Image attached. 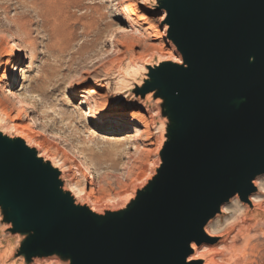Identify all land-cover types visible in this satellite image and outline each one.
I'll use <instances>...</instances> for the list:
<instances>
[{
	"label": "water",
	"instance_id": "95a60500",
	"mask_svg": "<svg viewBox=\"0 0 264 264\" xmlns=\"http://www.w3.org/2000/svg\"><path fill=\"white\" fill-rule=\"evenodd\" d=\"M181 64L131 94L160 108V162L118 210L93 212L35 148L0 131V230L22 264H203L205 226L264 175V0H155Z\"/></svg>",
	"mask_w": 264,
	"mask_h": 264
},
{
	"label": "rangeland",
	"instance_id": "374dc122",
	"mask_svg": "<svg viewBox=\"0 0 264 264\" xmlns=\"http://www.w3.org/2000/svg\"><path fill=\"white\" fill-rule=\"evenodd\" d=\"M48 1L49 7L41 9L42 13L28 0H0V99L6 103L0 106V116L14 125L27 126L30 136L42 141L50 154L58 153L56 147L63 149L68 162L72 161L71 178L93 188L90 199H100L101 209L116 206L134 186L136 189L154 174L162 150L157 128L160 114L151 111L155 106L150 101L143 108L139 103L143 99L130 94L134 83L127 95L123 94L124 75L141 65L158 63L159 53L181 56L168 40L166 18L158 15L164 10L152 8L150 0L146 4L145 0ZM13 19L24 22L27 37L12 24ZM14 68L17 77L10 80ZM13 93L22 94L32 109H22ZM82 99L88 102L91 117L79 115L87 108ZM150 112H155L152 119ZM95 116L123 117L129 129L95 127ZM78 173L84 176L80 179ZM141 173L146 174L136 181ZM242 213L243 209L227 227L239 228L232 236L242 254H247L241 264H264V224L243 223ZM214 237L216 240L207 243L211 248L224 239L222 235ZM9 241L12 239L3 238L0 230L1 250ZM239 257L229 251L221 263L233 264L231 260L237 259L238 264Z\"/></svg>",
	"mask_w": 264,
	"mask_h": 264
},
{
	"label": "bare ground",
	"instance_id": "6f19581e",
	"mask_svg": "<svg viewBox=\"0 0 264 264\" xmlns=\"http://www.w3.org/2000/svg\"><path fill=\"white\" fill-rule=\"evenodd\" d=\"M28 1L31 2L30 4H32L33 7L34 6L38 7L40 12H42V13H43V11H41V9H46V7H49V1L48 0H28ZM150 1H149V5L153 8L154 0H153V2H152V0H150ZM146 2H147V0H145V4H146ZM158 15H163L164 18H166V13L164 11H161L160 13H158ZM18 18H19V16H18ZM6 20L8 21V17ZM11 22H12V24L14 23L19 27V29L21 31V35H24L23 36L24 38L28 36L27 34L25 35V28L23 25L24 22L22 23L21 21H17L15 19L11 20ZM131 24L133 25L132 21H130V24L128 23V27L131 28ZM19 29H17V30H19ZM166 29L168 31V25L167 24H166ZM123 31H124V29H123ZM26 33H27V31H26ZM11 38L13 39V37H11ZM28 40H29V38H28ZM23 44H26L25 41ZM171 46H172V48L174 47L173 45H171ZM17 48H20V45H18ZM31 48L32 49H30L31 50L30 53H32L34 51L33 46H31ZM154 51L156 52L158 50H154ZM157 53H159V52H156V54ZM171 55H172L171 53H165V52L159 53L158 54L159 62L172 61V62L181 64V57H179L178 55H177V57H173V55L172 56ZM161 57H163V58H161ZM149 64L150 63H147V64H145V66L141 65L140 67L135 69L133 72H130L131 74L128 76L124 75L125 82L122 85V92L125 96L127 95L128 91L133 87V83H136V84L140 83V81H138L137 78L139 76H141L143 73H146V66H148ZM16 72H18V71L14 68L10 74V80H13L14 77H17ZM125 73H126V71H125ZM0 95H1V93H0ZM12 96H14L13 98L16 100L15 103H17L20 107H22V109L23 108L27 109V110L32 109L33 106L28 101L26 102L25 97L22 94L13 93ZM148 100H149V96H147L145 98V100H143V102H139V103L144 108V105H145V103L148 102ZM5 104L2 101V99H0V106L2 105L1 106L2 108L5 107L4 106ZM82 104H84L87 108H86V110L81 109L79 115L81 117H84V118L85 117H91L88 102L85 99H82ZM154 106H155L154 109H152L151 111L155 110V111H157V113L159 115L160 114L159 106L157 104ZM154 114H155V112L148 113V115L150 116L151 119L154 116ZM94 119H95V123H94L95 127H99V125H101V126H104L105 128H107L109 130H120V129L121 130H127V129H129V127H127L128 125L125 123V119L123 117H112V118L102 119L100 116H95ZM136 124L138 125L139 123H136ZM136 124L134 126H136ZM157 128L161 133V136H160V149H161L163 146V142H164V137L162 136V133L164 135L163 124L160 122L159 126ZM0 131L2 133L8 134L10 136L19 137V138L23 139L29 147L35 148L38 152L39 157H42L44 160L49 161L53 167L57 168L61 172L62 178L66 182V188L72 193V195L80 203L87 205L93 212H96L98 214H102L103 210H105V209H101V207L98 205L100 199H97L96 201H92L90 199V193H92L93 188L90 187L88 189L87 185L85 186L83 183H80L81 181L80 182L75 181L74 179H72L73 176L71 178V175L69 174V171H71L69 164L72 161L70 163L68 162L67 154L63 149L56 147V150H58L57 151L58 153L56 155L50 154L49 151L45 148L46 146L45 147L43 146L42 141L35 140L33 137L30 136V134L27 132V126L26 127H24V126L20 127V126L14 125L12 123V121H9V120L6 121L4 119V117H1V116H0ZM143 133H145L143 130L140 131L141 135H143ZM135 136L136 135L132 136V139H135ZM137 139H138V137H137ZM79 173H81V172H79ZM79 173L77 175L81 179V176H84V175L80 174L81 175L80 176ZM145 174L146 173L142 174V176L139 177L136 181L142 180L143 177L145 176ZM72 175H73V173H72ZM152 175H153V173H152ZM152 175L149 174V176L143 182L141 181L140 183H143L141 186L137 187L136 189L134 186L131 189L129 195L127 194V196L119 199L121 201V204H117L116 206H114V205L109 206L108 208H106V210L113 211V210H118V209L123 208L128 203V201L130 199L134 198L137 189L143 187L147 183V181L151 178ZM71 179L74 180V182L72 181L73 184L71 182ZM88 185H91V184H88ZM253 185L256 188V192H254L251 196H249V198L246 201H242L238 197V195L233 196L229 200V202H227L221 206V213L219 215H217L213 220L209 221L207 223V225L205 226V233L209 237L215 238L214 237L215 235H222V237L224 238L218 244V246H216V248L215 247L211 248L207 245V243H203L199 246L192 244L191 248H192L193 253L189 256L187 261H196V260L203 259L202 260L203 264H223L221 262L224 259L223 257L225 256V253H226V257H227L229 254V251H231L233 254H238L240 256L238 258V260H239L238 264L243 263L242 260L244 259V257L247 254H245V253L242 254V251L239 249L238 246H236V244L234 242L235 236H232V235H234L233 233L235 231L236 225L229 227V228H227V227L236 221L237 216H239L241 214L242 209H243V213L241 216V220L243 223L253 222V223H256L258 225L264 224V208H263L264 207V175L257 177L254 180ZM127 191H128V186H127L126 190L124 191V193H127ZM256 202L263 203V207L260 205V203L257 204ZM250 207H253V209L251 210ZM224 229H226V230H224ZM236 229H239V228H236ZM238 235H239V232H238ZM229 240H230V242H229ZM224 244H226V245H224ZM227 245H229V246H227ZM1 248H2V245L0 244V264H22L21 261H17V260L12 259L13 248H12V242L11 241H9V244H7L5 246L4 250H1ZM219 249H220V251H218ZM244 249H243V251H244ZM7 259L9 260L8 263H7ZM231 261L234 262L233 264H236L237 259L231 260ZM43 263L44 264H56L57 261L56 260H47V261H44ZM248 263H250V261L245 262L244 264H248ZM36 264H40V262L36 261Z\"/></svg>",
	"mask_w": 264,
	"mask_h": 264
},
{
	"label": "snow or ice",
	"instance_id": "6c2138e0",
	"mask_svg": "<svg viewBox=\"0 0 264 264\" xmlns=\"http://www.w3.org/2000/svg\"><path fill=\"white\" fill-rule=\"evenodd\" d=\"M142 2H144V0H142Z\"/></svg>",
	"mask_w": 264,
	"mask_h": 264
}]
</instances>
